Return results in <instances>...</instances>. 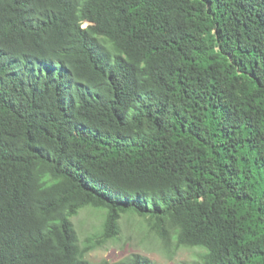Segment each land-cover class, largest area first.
I'll return each instance as SVG.
<instances>
[{
	"label": "trees",
	"instance_id": "trees-1",
	"mask_svg": "<svg viewBox=\"0 0 264 264\" xmlns=\"http://www.w3.org/2000/svg\"><path fill=\"white\" fill-rule=\"evenodd\" d=\"M127 215L264 264V0H0V264H110Z\"/></svg>",
	"mask_w": 264,
	"mask_h": 264
},
{
	"label": "rangeland",
	"instance_id": "rangeland-1",
	"mask_svg": "<svg viewBox=\"0 0 264 264\" xmlns=\"http://www.w3.org/2000/svg\"><path fill=\"white\" fill-rule=\"evenodd\" d=\"M103 219V212L92 208L82 210L73 218L82 248L88 238L94 240L99 234ZM204 253V250L199 248H178L174 241L172 246L167 248L148 230L146 220L127 215L121 221L119 239L87 251L84 259L91 263L118 264L134 255H140L147 258L151 264H192L200 261V256Z\"/></svg>",
	"mask_w": 264,
	"mask_h": 264
},
{
	"label": "bare ground",
	"instance_id": "bare-ground-1",
	"mask_svg": "<svg viewBox=\"0 0 264 264\" xmlns=\"http://www.w3.org/2000/svg\"><path fill=\"white\" fill-rule=\"evenodd\" d=\"M55 111V110H54ZM49 116V115H48ZM52 122V121H51ZM61 125V124H60ZM48 127V126H47ZM247 187V186H246Z\"/></svg>",
	"mask_w": 264,
	"mask_h": 264
}]
</instances>
